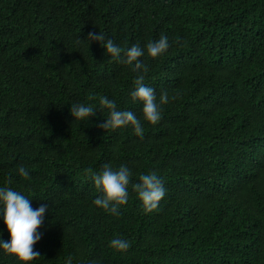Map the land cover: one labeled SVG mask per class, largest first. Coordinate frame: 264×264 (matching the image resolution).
Instances as JSON below:
<instances>
[{"label": "trees", "instance_id": "obj_1", "mask_svg": "<svg viewBox=\"0 0 264 264\" xmlns=\"http://www.w3.org/2000/svg\"><path fill=\"white\" fill-rule=\"evenodd\" d=\"M89 31L122 48L161 34L168 47L139 57L146 70L106 54ZM169 99L143 119L134 80ZM133 111L105 130L98 97ZM71 103L97 107L88 120ZM130 170L119 215L92 204L90 172ZM24 166L28 178L16 169ZM155 171L165 188L142 210L131 189ZM49 208L33 244L39 256L0 264H264V0H0V185ZM47 200V201H46ZM0 236L9 233L0 220ZM126 239L117 251L108 241Z\"/></svg>", "mask_w": 264, "mask_h": 264}, {"label": "clouds", "instance_id": "obj_2", "mask_svg": "<svg viewBox=\"0 0 264 264\" xmlns=\"http://www.w3.org/2000/svg\"><path fill=\"white\" fill-rule=\"evenodd\" d=\"M85 38L89 43L93 40L99 41L106 54L130 65L133 70H146L138 59L145 53L156 57L168 47V37L164 34L155 40H149L143 48L138 44L122 48L114 43L111 37H106L100 31H89ZM142 80V76L135 78L134 87L129 95L134 102L141 103L140 111L143 119L155 124L160 119V105L166 103L169 97L165 92H161L157 101L153 88L142 83ZM97 107L107 109L105 119L99 123V127L108 130L130 125L132 131L142 137L141 122L133 111L127 108L118 109L113 99L103 95L98 97ZM97 107H93L91 103H71L69 113L73 120L84 121L95 114L94 110ZM16 171L22 178L29 177V172L22 165ZM84 172L90 173L91 181L98 192V195L92 199V204L112 215H119L118 205L125 204L129 198V168L124 163L115 168L104 164L98 171L90 172L89 169H84ZM131 189L145 212L155 209L165 193L161 178L151 170L146 173L141 172L138 179L132 182ZM48 208L47 202L33 208L30 205V199L22 191L14 190L7 183L0 185V220L3 221L9 233L7 240L0 236V251L4 254H14L15 258L22 262L31 261L39 256L38 250H33V244L41 238L42 232L38 231V226ZM108 244L117 251H124L129 247L128 241L120 236L110 238ZM64 264H72L70 255L65 258ZM86 264H101V262L88 260Z\"/></svg>", "mask_w": 264, "mask_h": 264}]
</instances>
